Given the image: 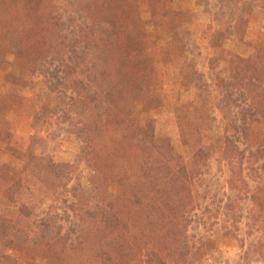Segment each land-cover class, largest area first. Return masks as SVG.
Returning <instances> with one entry per match:
<instances>
[{
  "label": "trees",
  "instance_id": "16d2710c",
  "mask_svg": "<svg viewBox=\"0 0 264 264\" xmlns=\"http://www.w3.org/2000/svg\"><path fill=\"white\" fill-rule=\"evenodd\" d=\"M72 2L75 15L68 16V26L61 0H0V44L6 37L19 38L16 65L25 74L47 78L56 95L55 109L65 110L66 100H73L70 106L77 102L91 114L80 126L69 121L68 129L84 139L97 207L81 208L78 196L79 224L41 229L37 222L44 184L66 186L73 165L48 152L34 155L30 149L28 159L21 155L0 163V238L9 250H28L33 264H201L215 248V239L197 235L190 226L207 197L203 167L214 152L225 163L228 189L264 205V138L257 139L253 130L254 124H264V41L258 48L259 62L233 56L226 61L227 73L215 76L220 103L229 107L237 93L238 109L223 123L212 152L206 142V133L214 127L208 121L212 117L197 107L185 121V159L158 132L156 121L141 117L155 100L145 92L154 84L153 65L139 58L133 42L144 29L136 5L130 0ZM179 18L162 0H149V22L165 38L164 62L171 61L177 46L181 49L175 27ZM233 20L232 31L237 22L247 23L242 9ZM97 22L111 25L112 46L90 53ZM54 43L61 52L49 57ZM11 73L5 76L9 89L0 95V111L19 99L11 90L19 87ZM65 115L68 118L67 110ZM8 128L7 121H0V140L8 136ZM243 139L249 142L245 147L239 145ZM256 214L263 217L260 211ZM40 257L43 260L35 262ZM4 258L1 264L17 260L9 254Z\"/></svg>",
  "mask_w": 264,
  "mask_h": 264
},
{
  "label": "rangeland",
  "instance_id": "374dc122",
  "mask_svg": "<svg viewBox=\"0 0 264 264\" xmlns=\"http://www.w3.org/2000/svg\"><path fill=\"white\" fill-rule=\"evenodd\" d=\"M130 1L144 21V29L133 37L137 55L153 65L154 84L145 92L155 104L142 111V119L151 117L156 121L158 132L171 140L178 156L187 159V150L183 147L185 121L193 117L197 107L203 106L212 117L208 121L214 125L213 130L206 133L208 151L214 152L213 144L222 133L223 123L238 109L237 93H233L229 107L220 103L215 76L227 73L226 61L233 56L260 61L258 48L264 41V0H162L166 9L180 14L175 27L182 41L181 49L175 46L171 61L165 62L161 51L164 34L149 22V0ZM61 3L63 19L68 24V16L75 15L73 2L61 0ZM238 9L243 10L247 23L238 26L237 22L232 31ZM94 28V41L88 51L109 50L111 25L97 22ZM18 43L17 36H10L0 44V95L9 89L5 81L8 73L12 72L14 81L19 84L11 88L19 94V99L0 111V121H7L9 127L8 136L0 140V163L12 162L21 155L28 159L31 150L34 155L48 152L55 159L69 161L73 174L66 186L45 182L37 223L41 229H45V225L50 229L75 226L79 224L78 196L83 209L96 208L97 203L83 156L84 139L81 134L70 132L68 125L73 121V125L80 126L92 116L77 102L70 106L73 100H66L64 104L68 118L65 110L55 109L56 95L48 86L47 78L40 73L25 74L16 65L14 54ZM59 52V45L54 43L49 57ZM253 130L257 139L264 138V124H254ZM257 143H253V147ZM246 144H249L246 139L239 143L241 147ZM203 177L208 184L207 197L202 200L190 230L215 239L216 246L201 264H264V205L259 207L258 203L228 189L225 163L217 152L205 162ZM259 211L263 215L260 219L254 216ZM48 235L53 241L52 232ZM6 254L17 258L13 264H33L28 250L20 253L9 250L0 238V264ZM42 260L40 257L35 262Z\"/></svg>",
  "mask_w": 264,
  "mask_h": 264
}]
</instances>
